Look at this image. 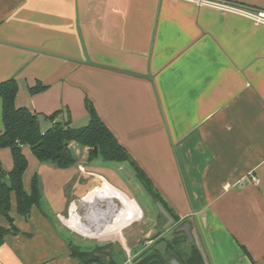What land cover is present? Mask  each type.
<instances>
[{
	"label": "crops",
	"instance_id": "obj_1",
	"mask_svg": "<svg viewBox=\"0 0 264 264\" xmlns=\"http://www.w3.org/2000/svg\"><path fill=\"white\" fill-rule=\"evenodd\" d=\"M218 1L264 12V0ZM8 79L16 107L38 114L42 132L55 113L86 126L89 101L175 224L189 225L202 264H264L263 25L182 0H0V82ZM37 84L43 90L30 94ZM70 148L75 165L87 156V147ZM22 153L29 193L40 163L28 147ZM0 167L12 168L7 148ZM10 204L16 232L0 264H79L72 250L97 248L109 256L89 264H134L153 243L119 261L113 240L79 247L41 200L27 217L13 195ZM0 227L9 228L1 215Z\"/></svg>",
	"mask_w": 264,
	"mask_h": 264
},
{
	"label": "trees",
	"instance_id": "obj_2",
	"mask_svg": "<svg viewBox=\"0 0 264 264\" xmlns=\"http://www.w3.org/2000/svg\"><path fill=\"white\" fill-rule=\"evenodd\" d=\"M43 90L40 84L29 89L30 94ZM17 84L14 79L0 82V100L2 128L0 129V149L7 148L12 158V168L5 172L0 167V215L6 219L9 228L0 227V246L4 238L16 232V228L9 216L10 201L13 195L16 210L22 217H27L33 206H39L41 192L38 175H34L30 182V192L26 193L22 185V176L28 162L22 153L23 147H28L40 164H50L59 170H67L75 166V159L70 148L71 143L80 147L89 148L90 160L99 159L102 164L121 165L129 164L137 180L143 188L159 202L176 223L175 216L166 207L165 203L154 192L150 181L132 161L125 149L117 142L114 135L98 118L92 104L86 100L85 107L88 114L86 126L76 129L71 127L70 120L56 122L58 113L45 117L52 122L45 132L40 129V116L24 107H16L15 97ZM97 146L98 155L93 154V147ZM158 215L166 219L158 212ZM184 224L182 222L179 226ZM164 243L163 251L149 248L139 255L134 264H171L172 260L180 264H202V256L197 247L189 243L187 236L179 229L175 230L170 240L160 239ZM158 242V243H159ZM100 248L92 253L72 250V255L79 260V264H89L98 261L92 257Z\"/></svg>",
	"mask_w": 264,
	"mask_h": 264
},
{
	"label": "rangeland",
	"instance_id": "obj_3",
	"mask_svg": "<svg viewBox=\"0 0 264 264\" xmlns=\"http://www.w3.org/2000/svg\"><path fill=\"white\" fill-rule=\"evenodd\" d=\"M86 155L87 156L79 160V163L72 169L66 170L67 172H72L69 174L63 173L62 170L57 169L53 165L40 164L38 168V179L42 196V210L48 215L51 221L54 222L56 212H60L63 217H67L69 205L73 201L71 205L74 217L73 221L82 228L80 220L84 214L85 207L81 205L79 198L94 186L100 184L99 178L95 176L96 174L106 179L117 189L123 191L128 197L133 198L142 211V218L122 232L125 245L127 246V248L125 247L123 249L126 256L123 255V252L120 253L119 247L121 248L122 244L119 239L113 237H98V234L91 233V229L87 228H84L83 231L90 236H84L72 230L81 235L79 236L74 233V236L78 237L77 245L81 248H85L96 243L98 245H105L113 240L115 244L112 245V248L115 251V257L119 261L123 259L127 260L126 257H128V253L130 257H132L135 251H140V249L145 248L150 241L153 242L150 243V248L156 247L157 249H162L164 243L162 244V242H159L160 235L163 233L164 239L170 240L175 230L180 228V224L173 223L169 227L163 228L166 221L158 215V211L150 195L139 185V181L132 167H129L128 164L110 165L102 164L99 159L90 160L89 148ZM30 168L29 166V169ZM47 168L56 170L55 172H57L58 175H51V173H49V176H47V172H49ZM79 168L82 169V171ZM66 176L67 178H65ZM114 225H116V222ZM105 249L106 248L99 249L92 257H86L84 260H89V258L97 259L95 256H101L99 260L108 257L109 252Z\"/></svg>",
	"mask_w": 264,
	"mask_h": 264
},
{
	"label": "bare ground",
	"instance_id": "obj_4",
	"mask_svg": "<svg viewBox=\"0 0 264 264\" xmlns=\"http://www.w3.org/2000/svg\"><path fill=\"white\" fill-rule=\"evenodd\" d=\"M95 176L99 178L100 184L79 198L81 205L85 207L80 220L82 228L73 221L71 207L73 201L69 205L67 217L62 216L61 220L84 236H90L83 231L87 228L91 229V233L98 234V237H113L125 245L122 232L142 218V211L135 200L111 185L103 177L96 174ZM115 222L116 225H114Z\"/></svg>",
	"mask_w": 264,
	"mask_h": 264
},
{
	"label": "built area",
	"instance_id": "obj_5",
	"mask_svg": "<svg viewBox=\"0 0 264 264\" xmlns=\"http://www.w3.org/2000/svg\"><path fill=\"white\" fill-rule=\"evenodd\" d=\"M191 3H195L200 6L209 7L215 10H218L223 13H232L239 15L243 18H246L255 24L263 25L264 26V12L257 11L250 8H246L243 6L238 5H229L225 2H221L218 0H182ZM256 181L255 179H253ZM129 257V253L127 254Z\"/></svg>",
	"mask_w": 264,
	"mask_h": 264
},
{
	"label": "water",
	"instance_id": "obj_6",
	"mask_svg": "<svg viewBox=\"0 0 264 264\" xmlns=\"http://www.w3.org/2000/svg\"><path fill=\"white\" fill-rule=\"evenodd\" d=\"M56 122H58V121H56ZM92 150H93V154L95 156H97L98 155V148H97V146H94ZM155 207H156L157 211L166 219V223L163 226V228H167L170 225H172L173 224V219L168 214V212L164 209V207L159 202H155ZM179 230L182 231V232H184L186 234L189 242H192V236L190 234V228H189V225L188 224H184L183 226H181L179 228ZM171 263L172 264H176L175 261H172Z\"/></svg>",
	"mask_w": 264,
	"mask_h": 264
}]
</instances>
